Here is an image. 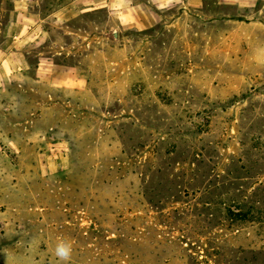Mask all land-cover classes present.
<instances>
[{
  "label": "rangeland",
  "instance_id": "374dc122",
  "mask_svg": "<svg viewBox=\"0 0 264 264\" xmlns=\"http://www.w3.org/2000/svg\"><path fill=\"white\" fill-rule=\"evenodd\" d=\"M203 2L41 40L0 0V264H264V0Z\"/></svg>",
  "mask_w": 264,
  "mask_h": 264
},
{
  "label": "crops",
  "instance_id": "0c3cea01",
  "mask_svg": "<svg viewBox=\"0 0 264 264\" xmlns=\"http://www.w3.org/2000/svg\"><path fill=\"white\" fill-rule=\"evenodd\" d=\"M13 3L15 15L12 31L20 32L21 35L36 33L37 36H41V40L42 35L44 38L47 33L55 34L57 38L62 39L60 33H67L68 29L83 24L85 14L106 13L109 19H113L121 26L149 29L156 22V16L152 12L154 7L156 10H164L176 6L185 11L201 13L205 10L203 0H13ZM41 58L42 56L39 57L35 73L43 69L55 70L51 83L62 80L61 76L58 77L59 71L61 75L64 71H69L76 76H82L81 69L77 72L74 67L63 64L53 69L46 63L49 59Z\"/></svg>",
  "mask_w": 264,
  "mask_h": 264
},
{
  "label": "clouds",
  "instance_id": "9594fccd",
  "mask_svg": "<svg viewBox=\"0 0 264 264\" xmlns=\"http://www.w3.org/2000/svg\"><path fill=\"white\" fill-rule=\"evenodd\" d=\"M72 252V246L70 243L61 240L55 248V255L60 261H68Z\"/></svg>",
  "mask_w": 264,
  "mask_h": 264
},
{
  "label": "trees",
  "instance_id": "16d2710c",
  "mask_svg": "<svg viewBox=\"0 0 264 264\" xmlns=\"http://www.w3.org/2000/svg\"><path fill=\"white\" fill-rule=\"evenodd\" d=\"M245 218H247V217H245V215H236L235 214V220H239V221H244V220H247V219H245Z\"/></svg>",
  "mask_w": 264,
  "mask_h": 264
}]
</instances>
